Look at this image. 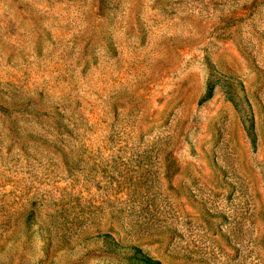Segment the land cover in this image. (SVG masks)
Here are the masks:
<instances>
[{
    "label": "rangeland",
    "instance_id": "rangeland-1",
    "mask_svg": "<svg viewBox=\"0 0 264 264\" xmlns=\"http://www.w3.org/2000/svg\"><path fill=\"white\" fill-rule=\"evenodd\" d=\"M145 257L264 264V0H0V264Z\"/></svg>",
    "mask_w": 264,
    "mask_h": 264
},
{
    "label": "trees",
    "instance_id": "trees-1",
    "mask_svg": "<svg viewBox=\"0 0 264 264\" xmlns=\"http://www.w3.org/2000/svg\"><path fill=\"white\" fill-rule=\"evenodd\" d=\"M209 94H210V92H208V95ZM144 259L148 262V264H156V263H158L157 260H154V259L149 258V257H145Z\"/></svg>",
    "mask_w": 264,
    "mask_h": 264
}]
</instances>
